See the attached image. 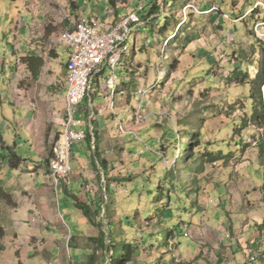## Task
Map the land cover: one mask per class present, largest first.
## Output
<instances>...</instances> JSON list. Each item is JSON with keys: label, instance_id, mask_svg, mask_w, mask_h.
Masks as SVG:
<instances>
[{"label": "rangeland", "instance_id": "1", "mask_svg": "<svg viewBox=\"0 0 264 264\" xmlns=\"http://www.w3.org/2000/svg\"><path fill=\"white\" fill-rule=\"evenodd\" d=\"M36 1L48 7L45 16L56 24L54 41L45 44L50 50L62 44L59 38L64 31L88 16L83 9L117 6L124 9L115 20L119 22L130 8L145 2L107 0L104 6L102 1L85 0L80 6L83 0ZM147 4L138 14L139 23L131 25L113 98L124 113L133 114L127 126L138 135L142 148H134L133 153L144 158V164L138 173L128 164L112 175L100 170L101 180L95 185L102 195L94 214L105 240L115 253L130 254L128 264H264V126L253 119L257 98L251 97V81L264 66V0H157L160 10L149 17ZM77 5L79 13L74 10ZM23 6V0H0V68L5 62L17 63L15 25ZM21 15L25 22L32 19L25 11ZM166 20L169 25L163 31L160 26ZM17 35L18 42L24 43V35ZM59 53L62 60L63 46ZM103 78L104 74L94 78L90 95L80 103L89 116L86 120L92 117L93 121L104 101L98 94ZM6 84L2 81L0 90ZM139 88L148 90L144 98L137 93ZM141 104L138 120L135 113ZM5 108L4 114L11 118L5 128L16 127L21 135L19 155L32 157L25 127L17 124L19 116L14 117L9 103ZM21 111L25 119L26 110ZM31 123L35 124L33 118ZM53 141L36 147V153L46 154V159ZM188 141L191 152L186 156ZM78 171L72 161L70 175ZM39 172L50 175L45 160L23 162L19 175L12 178L18 182L6 190L9 196L0 197V264H15V256L27 264L48 263L46 246L57 232H52L56 225L49 228L48 224L57 218L63 224L66 201L62 184L57 186L58 199L55 184L52 200L50 194L38 195L33 178ZM70 175L60 183L70 181L77 193L74 185L80 182ZM14 206L19 210L13 223ZM17 223L22 226L21 237L13 229ZM63 228L69 229L65 224ZM61 235L66 252L74 238L68 243L69 230ZM127 244L134 253L128 252ZM71 252L76 257L74 247ZM106 264H112L111 259Z\"/></svg>", "mask_w": 264, "mask_h": 264}, {"label": "crops", "instance_id": "2", "mask_svg": "<svg viewBox=\"0 0 264 264\" xmlns=\"http://www.w3.org/2000/svg\"><path fill=\"white\" fill-rule=\"evenodd\" d=\"M23 1V9H18V16L21 17V19H17L15 25V40L17 41V47L14 45V51H18L17 63L11 65L5 62L2 68H0V83L2 81L7 83L4 88L0 90V112H2L0 118V152L4 153L7 150L6 148H11L18 153V138L21 137L18 128L15 127L12 129L10 126L9 129L5 128L6 123L11 121V118H8L4 114L5 107L7 103H9L15 115L14 117L19 116V122H17V124L25 127L23 134L28 138L27 143L30 145L32 157H23L18 153L22 161L17 168L11 166L9 159L5 157L0 159V162H5L2 164L3 168L0 170V185L3 183V187L1 185L0 190H3L5 193H7L6 190L8 188H14L12 185L18 182L12 180V178L14 179V177L16 178V176L19 175V169H21L23 162L32 161L34 164H37L38 161L45 160L47 163L48 157H50L51 160L52 150L49 156L44 159L46 154L39 155L36 153L35 148L42 147L46 141L50 143L59 137L65 117V94L68 84L67 62L70 57V50L63 44L51 50V47H48L49 45H45L47 41H54V36L56 34V24L45 16V13L48 12V7H42V3L36 0ZM98 1H102L104 6L108 5L107 0ZM84 2L85 0H83L82 3L79 2V5H84ZM80 6L77 5L74 10L78 9L80 11ZM96 8L97 6H91L88 10L83 9V12L87 13L86 15L88 16L86 17L103 15L104 17L101 20L107 23H114L124 12V9L117 8V6H112L110 9L104 7V9L99 11H96ZM111 9H113V13L109 14ZM78 10L77 13H79ZM22 11H25L29 18L30 16L32 17L29 22H25L23 16H20ZM49 22H51L52 25H49ZM17 34L24 35V43L20 44L18 42ZM61 46H63L66 55L62 60H60L61 57L59 53ZM25 56H39L44 61L36 79L33 78L27 63L22 60ZM107 71L108 70L103 73L104 76L112 73V71L109 70L111 73L108 74ZM24 80L27 81V84L22 86L21 82ZM98 94L101 97L104 96V101L98 106L99 112L96 113L92 121L94 126V137L87 132L83 139L74 144L72 161L77 162L79 171L78 174L70 175V177H73L77 183L80 182V184L74 185L78 188V191L76 193L73 184L67 180L58 185L60 186L62 184L63 186L66 213L62 217L63 224L58 218L57 220H52L53 225L51 223L48 224L49 228L56 225L52 232H57L54 234L53 242L46 246V257H50L47 262L54 261L55 264H66V262L68 264L71 262L74 264L75 262L78 264H106L108 250L100 244V220L97 218L98 216L94 214L95 210H98V197L102 195L101 192H99L98 186L95 185V181L98 179L101 180L100 170L107 175H112V173L116 172L120 167L128 164V167L138 169V173L144 164L141 161L142 157L133 153L134 148L140 151L142 148L137 133H122L118 129L119 123H123L128 129L127 125L130 121L132 122L133 114H129L128 111L124 113L123 108L119 105L116 106L113 99L114 97L110 96L109 89L105 83L100 87ZM33 99L36 101L34 102ZM81 105L83 106V104ZM81 105L79 107L80 114L86 120L89 116L86 115ZM21 108L22 110H26L25 119H23V111H21ZM18 110L21 112H18ZM31 118L35 121V124L31 123ZM89 121L90 118L86 120V122ZM11 130L12 133L10 132ZM88 135H90V137H88ZM134 138H136L137 141L134 140ZM104 165L106 169L103 168ZM39 170L41 171V167ZM125 170L126 169L121 171L123 172ZM122 172L121 177L125 176ZM40 177L43 178L39 180ZM50 177L49 174L43 175V173L39 172L34 176L33 182L35 188L38 189L37 193L39 196L45 197L47 194H50V199L52 200L54 183ZM85 184H89L91 190H85ZM58 193L57 189L55 193L57 197L55 195V199H58ZM14 195L17 196V193H14ZM78 203H86L90 207V217L84 213ZM57 204L60 212L58 201ZM104 206L105 204L102 203V209L105 212L106 206L105 209ZM11 208L10 214L12 218L10 222L14 223L15 220L18 221L16 211L19 210V207L14 206ZM64 224L69 228L68 230H70L74 238L71 242V247H74L77 251L76 257L72 255L71 247H68L69 245L66 243L65 245L69 249L66 248V252H63L64 244L61 239V234L64 231L65 234H67L68 231H66V228L64 230ZM13 229H17V233L20 232V237L22 236L23 230L19 223L13 225ZM68 243H70V241ZM34 255H37V252ZM26 258L29 259L30 256H26ZM35 258L38 257L35 256ZM40 258L38 261H40ZM34 260L33 257V261ZM14 263L27 264L25 259L16 256ZM29 263L32 264V262Z\"/></svg>", "mask_w": 264, "mask_h": 264}, {"label": "built area", "instance_id": "3", "mask_svg": "<svg viewBox=\"0 0 264 264\" xmlns=\"http://www.w3.org/2000/svg\"><path fill=\"white\" fill-rule=\"evenodd\" d=\"M149 1L145 0V2ZM145 2H141L137 8H130L127 17L119 22L107 23L98 18L82 17L78 24L64 31L59 38L61 43L70 50V57L67 62L65 117L59 137L53 142L52 158L49 162L50 176L56 186L72 171L74 144L83 139L87 132L94 137L92 117L89 122H86L80 114L79 105L86 96L90 95L94 78L106 70L112 73L105 75L103 82L108 87L110 96H115L116 71L122 63V52L127 49L125 42L131 38V25L139 23L138 14L144 9ZM112 13L113 9L109 14ZM137 93L144 98L148 90L139 88ZM141 106L142 104L138 106L135 113L138 120ZM118 129L122 133L136 134L133 129H127L123 123H119ZM87 190H91L90 185ZM104 190L107 191V185ZM71 237L69 230L68 241ZM111 254L112 251L108 252L107 261L111 259ZM256 258V254L251 255L252 260ZM47 264H54V262L49 261Z\"/></svg>", "mask_w": 264, "mask_h": 264}, {"label": "trees", "instance_id": "4", "mask_svg": "<svg viewBox=\"0 0 264 264\" xmlns=\"http://www.w3.org/2000/svg\"><path fill=\"white\" fill-rule=\"evenodd\" d=\"M160 10V7L157 4V0H150L148 4L145 7V11L149 16H151L154 13H157ZM144 15V14H143ZM142 15V16H143ZM150 22L146 25H149ZM167 25H169L168 20H166L165 24L162 27L166 31ZM167 43L169 41L167 40ZM22 60L27 63L28 68L30 69L32 76L34 79H36L40 73V68L43 65V59L39 56H25L22 58ZM252 82V99L257 98V103H255L254 107V112H253V119L256 123L263 125L264 126V92H263V87H264V66L261 68L259 71L258 75L251 81ZM90 137V135H88ZM7 150L3 153L0 152V158H7L9 159V163L11 164L12 167L17 168L21 164V158L19 157L18 153L16 151H13L11 148H6ZM191 152V141H188L186 143V152L185 155L188 156L189 153ZM17 158L16 160H12V158ZM50 162V157L47 158V163L49 165ZM104 169L105 165L103 166ZM108 190V186H107ZM108 193V191H106ZM9 196V194L5 193L3 190H0V197L3 196ZM79 207L83 209L84 213L90 217V207L86 203H78ZM169 234V233H168ZM166 234V236H168ZM100 244L104 248L108 250V252L112 251L111 254V261L112 264H128L131 260L130 254H123L122 252H114L113 249L110 248L109 244L105 240L104 232L101 230V238H100ZM128 247V252L134 253V247L131 244H127ZM3 249V248H2ZM121 256V257H120Z\"/></svg>", "mask_w": 264, "mask_h": 264}]
</instances>
